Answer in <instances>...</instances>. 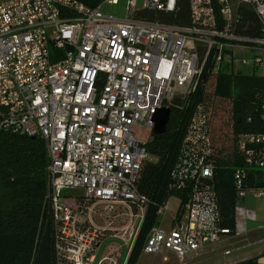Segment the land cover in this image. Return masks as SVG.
Wrapping results in <instances>:
<instances>
[{"label": "built area", "instance_id": "1", "mask_svg": "<svg viewBox=\"0 0 264 264\" xmlns=\"http://www.w3.org/2000/svg\"><path fill=\"white\" fill-rule=\"evenodd\" d=\"M136 3L128 0L120 18L80 0H0V131L45 140L57 264L95 261L105 229L82 218L92 199L135 207L143 218L150 201L138 179L150 158L154 116L195 91L210 59L209 79L234 71L235 50H247L252 56L242 63L264 76V0H218L217 7L189 0L184 26L140 18ZM241 6L254 13L259 35L241 30L247 23ZM143 8L173 11L176 0H144ZM215 100L229 102L233 136L231 100L214 93L195 103L169 185L189 188L185 212L177 217L167 203L159 208L143 247L147 254L170 252L183 264L235 235L221 226L212 184L221 157L212 128ZM262 110L264 119V102ZM238 149L248 167L264 169V132L241 135ZM247 179L246 167L235 169L236 196H264V185Z\"/></svg>", "mask_w": 264, "mask_h": 264}, {"label": "trees", "instance_id": "2", "mask_svg": "<svg viewBox=\"0 0 264 264\" xmlns=\"http://www.w3.org/2000/svg\"><path fill=\"white\" fill-rule=\"evenodd\" d=\"M80 1L95 8L105 0ZM212 3L215 7L218 6V0H212ZM241 9L243 19L247 21L245 28L242 27L241 30L253 36L259 35L254 13L246 6H241ZM136 16L188 25L189 0H176L173 11L142 8ZM211 68L210 59L195 91L184 100H176L178 107L172 106L167 130L162 134L153 133V138L146 143L150 158L141 166L138 189L150 202L123 264H136L146 237L158 223L159 208L170 197L178 196L181 200L179 217L185 210L189 188H169L172 182L171 170L179 155L192 109L196 102L205 98L204 85L209 79ZM214 79L215 95L231 100L234 149L232 153L218 156L212 184L219 198L221 226L228 228L230 233H235V169H248V185H264V169L248 167L242 152L237 148L241 135L264 132V76L254 71L244 74L220 70ZM217 151L219 152L218 149ZM48 162V150L42 137L0 131V264H57L55 223L48 198ZM233 264L264 262L254 256Z\"/></svg>", "mask_w": 264, "mask_h": 264}, {"label": "rangeland", "instance_id": "3", "mask_svg": "<svg viewBox=\"0 0 264 264\" xmlns=\"http://www.w3.org/2000/svg\"><path fill=\"white\" fill-rule=\"evenodd\" d=\"M127 1L128 0H119L118 4L105 2L102 4L101 10L105 13H112L123 18L126 16ZM136 5L138 9H142L144 7V0H137ZM251 56L252 53L250 51L236 49L235 57L239 58V60L235 63L234 72H241L244 74L252 73L253 70L251 67L242 63V58H250ZM214 85V78H210L205 83V98L214 95ZM178 98L184 100L187 97ZM212 108L214 111L212 119L215 139L214 145L219 150L220 156H222L234 149L233 136L230 132L231 125L227 119L228 116H230V105L228 101L215 100V103L212 104ZM143 135L147 136L148 131L144 129ZM70 191L77 195L82 194V191L78 189ZM91 201L90 208L83 214L82 218L91 219L96 225L105 229V237L101 241L100 247L96 252L95 261L92 264H101V258L105 255L106 259L102 264H123L132 245L130 241H133L141 223L142 213L139 212V209L135 207L130 208L120 202H102L97 199H92ZM180 207V198L178 196H172L167 202L166 210L171 215L175 214L178 216ZM136 213H138V215H136ZM182 215L180 217H183ZM162 222L164 226H168V216L163 217ZM168 259L169 260L166 261L163 259L162 255L155 256L142 251L136 264H179L172 256Z\"/></svg>", "mask_w": 264, "mask_h": 264}, {"label": "crops", "instance_id": "4", "mask_svg": "<svg viewBox=\"0 0 264 264\" xmlns=\"http://www.w3.org/2000/svg\"><path fill=\"white\" fill-rule=\"evenodd\" d=\"M235 222V235L223 236L218 243L195 253L183 264H233L254 256L264 262V196L237 197ZM227 250L230 252L225 253ZM162 256L167 257L166 261L170 256L178 261L170 252Z\"/></svg>", "mask_w": 264, "mask_h": 264}, {"label": "water", "instance_id": "5", "mask_svg": "<svg viewBox=\"0 0 264 264\" xmlns=\"http://www.w3.org/2000/svg\"><path fill=\"white\" fill-rule=\"evenodd\" d=\"M172 109L170 107L160 108L154 116V134H162L167 130Z\"/></svg>", "mask_w": 264, "mask_h": 264}]
</instances>
